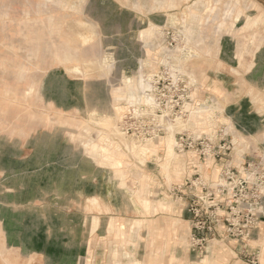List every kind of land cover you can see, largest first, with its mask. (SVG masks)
Here are the masks:
<instances>
[{"label": "rangeland", "instance_id": "obj_1", "mask_svg": "<svg viewBox=\"0 0 264 264\" xmlns=\"http://www.w3.org/2000/svg\"><path fill=\"white\" fill-rule=\"evenodd\" d=\"M263 6L264 0H0V264H96L93 249L99 247L101 255L99 217L92 221L81 213L70 216L56 203L53 197L61 184L54 181L53 167L45 166L39 180L34 178L35 188L21 181L24 173L39 171L35 158L49 157L45 144L59 126L77 146L83 142L82 149L92 151L91 145L86 148V136L78 135L88 126L89 135L99 134L97 142L109 144L120 157V177L136 174L143 185L157 180L150 174L152 168L169 183L185 181L184 171L199 156L194 150H177L176 134L185 130L215 135L216 143L224 144L223 170L241 169L248 162L263 167L264 151L257 149L255 139L243 137L228 116V105L239 99L264 112ZM82 32L88 41L80 38ZM76 65L80 71L72 70ZM226 71L238 78V91L224 93L217 83L208 82ZM128 77L132 83L140 78L150 83L151 93L158 89L169 108L181 113L157 140L145 142L123 132L126 139L121 140L117 135L121 115L137 106L125 97ZM108 97L110 107H94ZM158 141L164 143L159 146ZM65 145L52 162L63 158ZM104 155L95 151V162L103 164ZM173 197L180 200L175 193ZM133 200L141 198L134 193ZM121 230L113 223L106 238L125 252L129 242ZM255 231L239 240L248 242ZM210 245L221 264L230 260L224 241Z\"/></svg>", "mask_w": 264, "mask_h": 264}, {"label": "crops", "instance_id": "obj_2", "mask_svg": "<svg viewBox=\"0 0 264 264\" xmlns=\"http://www.w3.org/2000/svg\"><path fill=\"white\" fill-rule=\"evenodd\" d=\"M216 75H221L223 78L216 79ZM214 76L215 78L208 79V82L217 83L224 93L233 90L238 91L239 80L232 72L215 73ZM206 91L209 93V89ZM89 95L86 97L88 100ZM251 106L247 101L235 100L233 104L228 105V116L243 137H252L256 140L257 149L264 151V112L257 111L258 107L256 106ZM76 108L82 111L81 105H77ZM57 130L45 144V150L48 151L49 157L47 159L35 158L34 165L37 168L40 167L39 171L24 173L21 181L24 182L23 185L26 184L30 188H35V184L32 182L35 181L34 178L39 180L43 174V168L51 166L57 175L54 181L57 182L58 180L61 184L60 190H57L56 193L58 196L53 197V199H58L56 203L68 210L67 213L70 216L73 213H81L88 218L90 216L92 221H97L99 217V227L102 229V231L100 230L102 233H100L101 255L99 254V247L93 249L95 251L93 260L96 264H101V262L102 264H115L125 258L130 260V264H221L220 255L214 252L216 250L214 246L210 245L207 251L195 249L192 246L190 240L193 231L192 214L184 209V206L182 207V200L173 199L172 183L167 182V178L157 168H152L150 172L151 175L156 176L157 180L155 182L148 181L145 185L142 184L141 179L136 174L130 176L131 178L128 176L126 178L118 177L114 167L107 160L103 159V164L100 161L95 162V151L83 150V142L81 143L82 147L77 146V143L68 137L69 133L64 126H59ZM56 139L58 141H55ZM162 143L164 142L158 141L157 144L161 146ZM62 144L69 145H65L67 150L63 153V158L52 162L55 161ZM34 148L35 146L29 151L30 157L34 155ZM222 158L203 159L198 156L194 162L188 164V168L183 173V179L185 181L194 180L196 175H201L199 172L201 166L203 173H207L210 178L204 174L201 177L214 181L223 170ZM47 160L50 163H47ZM38 172L39 175H37ZM175 172H173V176ZM176 174L179 175L180 173L176 172ZM27 179L30 181L25 182ZM52 183L55 186V182L52 181ZM173 184H180V182ZM42 193L40 191L37 194L41 196ZM134 193L140 196V203L132 201ZM169 196L172 197L169 199ZM73 197L77 199H72ZM93 198H97V200L99 198L100 209L92 207L91 199ZM48 203L52 207L55 205L53 202ZM167 208H170L172 212L169 213ZM58 211L62 213L59 208ZM148 212L151 215L147 216ZM89 213L90 215H88ZM122 219L127 220V222L120 221ZM261 219L260 226L248 242L239 239L225 242L231 257L228 262H225L226 264H251L252 258H258L255 264H264V216ZM132 222H136V227H130ZM113 223L116 227L120 228L121 226L120 232L123 235L120 236H126L125 241L129 242L125 252L123 246H114L115 241L112 240V244L106 238L108 233L106 230L111 226L113 227ZM138 223H143L144 227H138ZM104 228H106L105 231H103ZM126 229L128 230L126 231ZM154 239L156 242L152 245L146 243ZM253 241L257 244L254 245ZM96 243L100 244L99 240ZM89 252L90 247L87 254ZM123 252L125 255H122Z\"/></svg>", "mask_w": 264, "mask_h": 264}, {"label": "built area", "instance_id": "obj_3", "mask_svg": "<svg viewBox=\"0 0 264 264\" xmlns=\"http://www.w3.org/2000/svg\"><path fill=\"white\" fill-rule=\"evenodd\" d=\"M151 87L147 82L144 96L139 93L137 100H131L137 102V106L129 107L119 121L121 132L145 142L162 137L166 126L181 117L175 108H169L158 89L151 93ZM216 140L215 135H196L185 130L176 134L175 146L180 153L194 150L203 159L213 156L220 159L226 149ZM263 189L264 166L259 168L253 162L241 169L228 166L214 181L198 174L194 180L171 186L172 192L185 202V209L192 214L190 240L193 247L205 251L216 239L227 242L251 237L264 214ZM257 261L258 258L251 259L252 263Z\"/></svg>", "mask_w": 264, "mask_h": 264}, {"label": "bare ground", "instance_id": "obj_4", "mask_svg": "<svg viewBox=\"0 0 264 264\" xmlns=\"http://www.w3.org/2000/svg\"><path fill=\"white\" fill-rule=\"evenodd\" d=\"M70 25L71 26H73L71 23H70ZM79 35H80V38H82L84 41H88V39H90V37H88L87 36V34H85V33H79ZM104 61H106V59L104 60ZM103 62V61H102ZM107 63V62H106ZM103 66V65H102ZM88 67V66H87ZM89 68V67H88ZM91 70H96V69H94V68H90ZM72 70H74V71H80V69H79V66H74L73 68H72ZM109 71H110V69H109ZM111 72V71H110ZM139 77H141V76H139ZM125 83L127 84L126 86L128 87V94L125 96L126 98H129V99H131V100H133L132 98H136L137 97V95H139V93H140V91H139V89H140V87H142V88H146V85L143 83V81L141 80V78H140V80H136V82L135 83H132V77L130 78V77H128L127 78V80H125ZM131 83V84H130ZM118 89H121V88H119L118 87ZM139 91V92H138ZM27 93H29V92H27ZM104 94H105V92H103V95L101 96V100L103 99V96H104ZM136 96V97H135ZM91 96L89 95V98H90ZM110 97V96H109ZM109 97H108V99L106 98V101H105V104H102V103H100V107H98V106H96L97 104H96V102L94 103V107H96V109L97 108H105V107H107L108 108V106H109V104H110V102H111V99L112 98H110L109 99ZM116 98H118V97H116ZM137 100V99H136ZM107 103H109V104H107ZM105 106V107H104ZM110 107V106H109ZM114 108V107H113ZM106 114H107V112H106ZM107 119L109 120L108 122H112L113 123V118H112V116L111 117H109V116H107ZM180 122H181V119H180V121H178V125L180 126ZM182 123V122H181ZM170 128H172V126H170ZM89 132H91V130H89V127L87 126H85V128L84 129H82L81 131H79L78 133V135L79 136H82V137H84V136H86V139H84V140H86L85 142H86V144H87V147L86 148H88L89 147V145H91V149L93 150V151H99L100 153H102L103 155H104V153H105V160H107L108 162H109V164H111L113 167H115V169H116V173H117V175L118 176H122V172H121V170L119 169V167H121V164L119 163L120 162V157L118 156H116L113 152H112V148H110L111 146L109 145V144H101L100 142H97L98 141V139L100 138L99 136V134H97V133H95L94 132V135H89L88 133ZM117 135H119L120 137H121V140H124V138H125V136H124V134L121 132V131H119V129H118V134ZM126 139V138H125ZM127 141V140H126ZM94 142V145H92V143ZM126 143V142H125ZM128 143V142H127ZM126 143V144H127ZM114 152H116V151H114ZM97 153V152H96ZM146 201L148 202V200L146 199ZM133 202L135 203L136 201L135 200H133ZM91 204H92V207L93 208H98V209H100V207H101V202H100V200H99V198H98V200H97V198H93V199H91ZM208 248H209V246H208Z\"/></svg>", "mask_w": 264, "mask_h": 264}]
</instances>
